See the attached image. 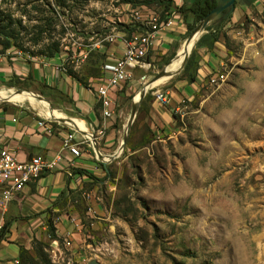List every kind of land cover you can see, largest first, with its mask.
Wrapping results in <instances>:
<instances>
[{
  "label": "rangeland",
  "instance_id": "374dc122",
  "mask_svg": "<svg viewBox=\"0 0 264 264\" xmlns=\"http://www.w3.org/2000/svg\"><path fill=\"white\" fill-rule=\"evenodd\" d=\"M56 1L0 0V42L11 36L10 49L32 56L57 44L78 60L97 30L89 22L114 0ZM250 27L252 58L236 83L225 78L180 102L170 132H150L139 114L123 150L101 152L103 172L72 198L94 249L82 264H264V18ZM184 65L145 96L186 76ZM162 69L128 98L122 130L132 100ZM37 244L23 264H80L63 239Z\"/></svg>",
  "mask_w": 264,
  "mask_h": 264
},
{
  "label": "crops",
  "instance_id": "0c3cea01",
  "mask_svg": "<svg viewBox=\"0 0 264 264\" xmlns=\"http://www.w3.org/2000/svg\"><path fill=\"white\" fill-rule=\"evenodd\" d=\"M168 1L170 5L165 11L153 0H136L133 4L114 0L98 15L102 20L89 22L97 30L88 32L87 43L78 48V60L70 56L67 47L59 48L52 56H32L0 47V149L7 148L25 162L35 156H56L61 152L62 139L71 131L77 139L93 136L91 146L80 147L79 158L62 152L57 168L45 172L17 193L0 214L4 229L0 234V264H20L21 252L34 256L37 243L53 245L49 224L53 225L57 238L69 242L66 248L74 261L82 264L90 247L93 249V245L86 243L88 227L82 223L72 198L85 195L89 174L99 176L104 170L105 160L96 155L95 149L103 157L104 153L120 147L126 129H121V123L128 98L151 68L170 69L192 34L190 29L200 23L194 26L188 11L196 0ZM154 18L158 19L159 27L155 32L150 29ZM263 18L264 0H236L232 11L212 18L189 55L196 63L194 81L170 80L162 91L151 90L139 103L136 113L142 115L141 125H146L150 132H170L173 113L180 109V102L190 101L202 90L212 88L208 83L210 78L222 74L236 83L242 72L239 67H247L252 58L254 43L250 26L261 23ZM168 19L169 25H163ZM136 33H151L147 53L151 68L132 71L124 84L109 92L110 116L104 117L95 94L100 81L108 77L103 67L122 57L125 41ZM213 34L217 35L216 41H212ZM157 93L166 96L167 102L157 100ZM136 101L133 99L131 104ZM45 115L63 120L52 124L51 135L37 127L38 120ZM1 191L0 187V195ZM87 211L86 215L91 209ZM95 227L93 224L92 229Z\"/></svg>",
  "mask_w": 264,
  "mask_h": 264
},
{
  "label": "built area",
  "instance_id": "2783aa9c",
  "mask_svg": "<svg viewBox=\"0 0 264 264\" xmlns=\"http://www.w3.org/2000/svg\"><path fill=\"white\" fill-rule=\"evenodd\" d=\"M168 1V0H164ZM163 25H169V19ZM158 19L152 20L150 29L155 32L158 30ZM151 33H136L125 41L126 49L120 59L114 64L105 65L104 72L108 77L102 79L100 85L96 88L95 94L103 107L104 117H109V107L112 105V99L109 92L124 84L132 75V71L141 69L149 70L150 63L147 62V53L150 47ZM225 77L222 74L216 75L208 80L209 85H217L224 82ZM156 99L166 103V96L160 93L156 94ZM56 120L45 115L37 122V127L46 135L53 132L52 124ZM93 136H82L80 139L75 137V132L67 133L62 139L61 152L53 158L35 156L25 162L18 160L16 154L7 148L0 149V214L6 211V208L12 198L23 191L24 188L36 182L42 174L57 168L62 160V152H67L73 158L81 156V146L88 144ZM91 146V145H90ZM3 226L0 223V231ZM69 246V242H66Z\"/></svg>",
  "mask_w": 264,
  "mask_h": 264
},
{
  "label": "water",
  "instance_id": "95a60500",
  "mask_svg": "<svg viewBox=\"0 0 264 264\" xmlns=\"http://www.w3.org/2000/svg\"><path fill=\"white\" fill-rule=\"evenodd\" d=\"M236 0H216V5L215 7L200 21V23L195 27L194 31L192 32V34L188 37V39L186 40V43L184 45L183 48V61L182 64L180 66V68L174 72V73H170L167 71V68H164L163 70H161L159 73H157L140 91V95L138 97V100L136 102H134L132 104L131 107V111H130V116L128 119V123L124 132V136L121 142L120 147L118 148V152H120L121 150H123L125 143H126V138H127V134L130 130V127L132 125V123L135 120L136 117V113L139 107V103L141 102V100L143 99V97L145 96V94L147 93V90L152 88L153 86H155L157 84L158 81H160L163 78H170L172 77L174 74L178 73L179 70L182 68V66L185 64L186 60L188 59L190 52L193 48V45L195 44V42L199 39V37L201 36V34L204 32L205 28L207 27V25L209 24V22L211 21L212 18H214L215 16L221 14L224 11H232L234 8V3ZM190 45V48L188 49L187 47ZM20 92H17V94H19ZM58 120V119H56ZM59 122L63 121V120H58ZM96 151V155L100 158H103L101 156V154L98 152L97 149H95ZM115 157V155H113L110 158ZM88 264H99L98 262L92 260L90 261Z\"/></svg>",
  "mask_w": 264,
  "mask_h": 264
},
{
  "label": "trees",
  "instance_id": "16d2710c",
  "mask_svg": "<svg viewBox=\"0 0 264 264\" xmlns=\"http://www.w3.org/2000/svg\"><path fill=\"white\" fill-rule=\"evenodd\" d=\"M72 1V0H71ZM123 2H127V3H135L136 0H122ZM154 3H157L158 6H160L161 8H163V10H167V8L169 7V1H165V2H160L158 0H153ZM57 7L58 8H62L65 6V2L64 0H57ZM216 5V0H196L192 6H190L188 8L189 13L192 15L193 20H194V26L197 25ZM208 27L205 28V30H207ZM194 30V27H192L190 29V33H192ZM212 41H216L217 40V35L213 34L212 35ZM13 38L11 36H6L5 40L2 41V43L0 42V47L3 50H7L12 46L13 43ZM59 51V47L58 45H52L45 54L42 53V55H46V56H52L54 53H57ZM196 67V63L194 61V57L191 55L189 57V59L186 61L185 65H184V71H187V75L184 76L183 78H185L189 83L194 81V73H195V68ZM192 68V72L190 74H188V70ZM68 73L75 79L79 78L76 76V74H74V72H72L71 70H68ZM49 229V235H50V239L54 240V239H58L54 233L55 229L53 227L52 224H49L48 226ZM4 229L2 228V230L0 231V234L2 233ZM38 244H35V246ZM35 252V250H34ZM26 256H31L28 254L27 251H22L20 254V258H21V262L20 264H23L24 260L26 259Z\"/></svg>",
  "mask_w": 264,
  "mask_h": 264
},
{
  "label": "bare ground",
  "instance_id": "6f19581e",
  "mask_svg": "<svg viewBox=\"0 0 264 264\" xmlns=\"http://www.w3.org/2000/svg\"><path fill=\"white\" fill-rule=\"evenodd\" d=\"M187 48L189 49L190 45ZM182 61H183V49L181 50V52H180L179 56L177 57L176 61L173 63L174 67L171 66L170 69L168 70V72H170V73L176 72L180 68V66L182 64ZM166 79L167 78H163L160 81H158L157 83L163 82ZM24 96H26V95L24 94ZM4 98H8L10 100L12 99V98H10V96H4ZM137 99H138V96H137L136 99H134V101H136Z\"/></svg>",
  "mask_w": 264,
  "mask_h": 264
}]
</instances>
